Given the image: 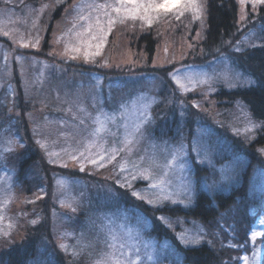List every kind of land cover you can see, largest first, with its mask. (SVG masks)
<instances>
[{"label": "rangeland", "instance_id": "obj_1", "mask_svg": "<svg viewBox=\"0 0 264 264\" xmlns=\"http://www.w3.org/2000/svg\"><path fill=\"white\" fill-rule=\"evenodd\" d=\"M66 2L0 0V253L45 224L43 230L49 231L38 234V256L27 264H56L61 254L64 264H111L113 256L138 258L140 264H185L183 248L207 242L211 229L197 220L157 215L171 236L160 239L151 232L152 216L123 202L144 201L154 210L192 207L197 194L194 163L211 170L214 180L201 179V188L210 193L241 184L248 160L237 154L231 140L239 138V145L248 148L264 126L242 101L228 106L215 96L223 88L254 83L238 65L244 51L264 44L263 3L237 0L240 38L225 53L235 55L205 57V0H197L196 15L192 10L181 13L177 5L167 12L149 11L150 19L141 10L123 22L111 7H96L119 6V0H74L65 7ZM97 16L104 28L99 55V41L91 39L97 34ZM109 17L114 21L110 28ZM150 26L159 41L151 61L134 48L132 37ZM172 113L179 115L175 127L167 125ZM97 117L103 123L98 134ZM182 117L193 120L191 130L184 128ZM31 149L41 160L27 174V185L16 179L13 162ZM256 152L264 158V147ZM174 155L175 164L169 167ZM250 187V199L264 200L263 168L255 167ZM231 221L232 229L236 221ZM263 233L261 215L250 233L252 241ZM261 255L262 250L252 257L245 252L242 264H260Z\"/></svg>", "mask_w": 264, "mask_h": 264}, {"label": "trees", "instance_id": "obj_2", "mask_svg": "<svg viewBox=\"0 0 264 264\" xmlns=\"http://www.w3.org/2000/svg\"><path fill=\"white\" fill-rule=\"evenodd\" d=\"M73 1L67 0L63 6L66 7ZM205 3V34L202 42L206 53L205 57L212 55L217 57L218 53H220L219 56L229 53L240 38L239 4L237 0H205ZM63 6L60 7L57 15H60V12L64 10ZM259 16L264 22V3L259 7ZM152 28L153 26H150L148 32L141 36H132L134 48L145 52L150 61L153 59L159 42ZM46 36L49 39L48 34ZM225 55L233 56L235 54ZM241 57L243 64L238 65V67L246 70L254 83L231 91H226L223 88L215 97L217 100L225 101V105L228 106H232L237 100L242 101L249 109L252 118L264 126V44L244 51ZM170 117L172 121L167 124L168 126L172 124L175 127L179 124L178 114L172 113ZM193 119L195 121L197 116H194ZM182 120H184L181 123H184L185 129L191 130L193 128V120L191 121L189 118L186 120L183 117ZM161 126L163 125L161 124ZM169 131L168 134L172 135L174 130L170 129ZM255 136L248 148L239 145L243 142L239 138L231 140L234 141L233 148L237 154L243 155L248 160V167L243 174L244 178L241 184L233 185L224 191L210 193L209 189L201 188V179L205 177L214 180L211 178L213 176L211 170L202 164L194 163L193 172L197 194L192 207L186 209L180 205H165L154 210L144 201L132 199H124V206L133 205L137 210L152 216L151 232L160 239L171 238V236L170 231L155 218L157 215L176 220H197L206 229H211L212 232L209 233L210 237L207 242L183 248V263L185 264H242V257L245 252L252 257L257 250H262L260 264H264V233L255 241H252L250 236L257 219L264 215V200L250 199L249 194L252 172L255 167L264 169V158L256 152L264 147V127L258 130ZM239 141L241 142L239 143ZM32 146L33 144L30 148ZM8 160L12 161L13 158H8ZM40 160L39 153L33 149L29 150L25 157H17L18 162H13L16 164V179L28 185L27 174ZM72 174L80 176L79 173L72 172ZM120 191L125 197L128 196V192ZM254 208L260 210L254 212ZM231 220L236 221L232 229L230 228ZM43 227L45 228L47 225L35 226L25 241L20 243L16 241L8 249L3 250L0 253V264H27V260H33L34 255L38 256L37 248L40 244L38 234L43 230ZM44 231L48 232L49 230ZM48 237L51 241L50 234ZM63 260L62 254L55 258L56 264H64Z\"/></svg>", "mask_w": 264, "mask_h": 264}, {"label": "snow or ice", "instance_id": "obj_3", "mask_svg": "<svg viewBox=\"0 0 264 264\" xmlns=\"http://www.w3.org/2000/svg\"><path fill=\"white\" fill-rule=\"evenodd\" d=\"M257 2H262L264 3V0H257ZM128 5H131V7H128ZM177 5H179L180 9H181V13L183 10H192L193 14L196 15L199 12V4L197 3V0H183V3L180 2V0H174V3H169L168 0H165V3L163 4H156V3H142L140 2V0H119V6H113V5H98L96 6L97 8H102V9H106L111 7L112 10L114 12H116L117 16L120 17L121 22H123V19L126 18H132L135 19L137 17V15L141 12V10H143L144 13V18L145 19H150L148 17V12L149 11H160L161 9H163V11L167 12L169 11L171 8L176 7ZM91 7V5L89 6ZM104 15H108V13L105 11ZM80 19H88V17H80ZM114 23V21L111 19V17H109L108 19V25L109 28L111 26V24ZM92 25L89 24V32H91L92 30ZM96 33L98 34H93L91 36L92 40H98L99 42L95 45L96 47V52L95 55H99L100 54V50L103 47V41H104V28L101 26L100 24V20H99V16H97L96 18ZM7 34V33H5ZM81 35V34H78ZM22 47H25L27 45L25 44H21ZM77 49H73V51H76ZM75 58V57H73ZM87 59V57H86ZM174 80L176 81L177 85L180 86L181 88H184L185 85L181 82V79L177 76H173ZM186 80H188L189 82H191V77H186ZM97 121L99 123H101V128H98L97 134L102 130L103 128V123L99 120V117H97ZM139 129V125H137V130ZM126 143H131L130 140L126 141ZM42 147H44V145H41ZM81 155H83V153H81ZM73 159H75V157H73ZM101 159H103V157H101ZM111 159H115V156L113 155L111 157ZM176 161V156L174 155L172 160L169 162V167L172 166L173 164H175ZM92 163H96L95 160L92 161ZM123 167V166H122ZM81 170H83V166H81ZM166 175V173H165ZM58 183H61L58 181ZM160 183L162 184L163 181L161 180ZM152 187H156V184H152ZM133 195L136 196L137 198H141L139 193L133 192ZM151 202V201H149ZM3 221V217L0 216V223H2ZM32 223H35V221H33ZM9 228L12 227L11 224L8 225ZM131 236L130 232H129V237ZM253 238H255V234L253 236ZM113 239H116L115 237H113ZM182 241H184L185 243L188 242V240H186L183 236L181 237ZM61 248H66L65 245L61 244L60 245ZM121 248L125 247V244L121 243L120 245ZM149 259H151V257H149ZM247 259V258H245ZM98 264H106L105 261H98ZM111 264H140V260L137 259H130L128 261H121L119 258H116L115 256L111 257Z\"/></svg>", "mask_w": 264, "mask_h": 264}]
</instances>
